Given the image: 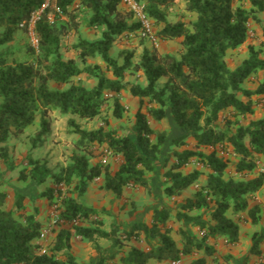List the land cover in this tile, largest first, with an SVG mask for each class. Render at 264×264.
<instances>
[{
  "label": "trees",
  "instance_id": "obj_1",
  "mask_svg": "<svg viewBox=\"0 0 264 264\" xmlns=\"http://www.w3.org/2000/svg\"><path fill=\"white\" fill-rule=\"evenodd\" d=\"M137 1L144 4L159 40L181 41L180 57L160 53L155 47H145L139 61H135L136 52L131 50L114 57L111 52L118 40L140 28L122 0H60L61 18L50 24L48 17L52 13L47 11L35 27L38 46H28L32 60L10 63L0 53V159L6 165L10 163V140L23 136L38 118L40 130L31 140L32 147L37 148L50 136L48 117L52 111L92 121L110 101L109 94H114V116L121 119L125 108L119 95L123 91L129 90L140 100L141 107L147 101V112L140 108L135 115L134 138L104 128L83 130L70 120L69 127L78 135L77 152L65 166L54 170L46 160L29 157L19 180L38 186L51 181L57 189H47L42 195L50 202L56 194L62 196V185L69 189L73 186L71 195L60 202L58 222L62 226L48 250L38 245L43 224L36 214H25L24 196H18L14 210L4 208L8 195L0 174V264H78L72 253L73 237L94 244L96 264H110L119 255L105 254L97 244L100 239H112L116 248L132 241L147 244L146 249L132 247L120 257L121 264L178 262L182 256L201 253L204 257L191 264H207L206 257L216 253L214 247L206 245L209 239L226 238L228 243L237 244L244 214L253 225H259L261 207L254 198L264 187V173L258 171L259 160L264 158V117L247 126L241 125L240 119L255 114L254 96L261 98L259 104L264 108V79L255 90L244 87L251 77L264 72V57L249 47V57L235 69L229 67L226 57L229 51L247 43L251 22L264 13V0ZM43 3L44 0H0V48L13 41L16 33L23 30L21 25L28 24ZM180 3L185 4L187 14L196 16L191 23L169 20L172 9ZM83 27L99 31L100 38L93 41L78 37L71 47L66 46L65 40L79 36ZM65 52H73L74 57L66 59ZM96 58L106 69L87 64L88 59ZM84 74L97 81L93 88L80 82ZM127 74H140L146 85L126 83ZM167 118L180 133L169 144L174 149L173 161L164 175L168 182L164 194L170 199L179 198L200 182V170L183 173L193 162L209 171L200 189L183 200L175 215L169 208L155 209L150 224L134 225L129 232H122L123 239L117 230H103L100 223L86 225L98 211L79 199L96 180L103 179V189L117 199H122L128 188L149 191L146 175L157 169V160L167 143L166 135L151 127V120L162 122ZM189 138L194 141L192 149L187 148ZM96 146H105L112 156L122 159L117 171L103 164L91 165ZM211 148V153L204 152ZM217 148H230L239 157V178L226 177L228 162L219 157ZM202 210H210L212 225L190 216ZM173 219L194 221L203 233L202 240L197 241L179 228V248L173 237ZM252 242L250 254L262 258L264 232L255 233Z\"/></svg>",
  "mask_w": 264,
  "mask_h": 264
},
{
  "label": "rangeland",
  "instance_id": "obj_2",
  "mask_svg": "<svg viewBox=\"0 0 264 264\" xmlns=\"http://www.w3.org/2000/svg\"><path fill=\"white\" fill-rule=\"evenodd\" d=\"M247 7L250 8V6ZM195 18V15L187 14L185 12L184 3H180L178 6L173 8L169 15L170 21L183 20L187 23H191L195 20ZM156 32L157 29L155 27V33ZM78 37L94 41L100 38V32L83 27L79 36H73L65 40L66 46L71 47L77 41ZM28 46L33 47L32 39L28 32L21 30L16 33L10 44L0 48V53L5 54L7 61L10 63L14 61H30L33 59V56L28 52ZM145 47L152 49L155 46L149 41L142 39L137 32L118 40L111 54L114 57H117L121 51L131 50L136 52L135 61H139ZM249 47H253L255 50L260 51L262 53L261 56L264 57V13L259 14L258 19L251 22L249 40L247 43L236 50L228 52L226 61L231 69L237 68L245 59L249 57ZM157 49L160 53H172L177 57H180L182 47L179 41L165 42L159 40V47ZM72 57H74L73 52H65L66 59ZM87 64L93 67L100 65L106 69L105 64L100 58L88 59ZM108 76L112 77L110 73ZM79 79L86 88H93L97 84V81L87 74L82 75ZM142 79L143 78L140 74H127L125 82L130 84L140 83L144 85V81ZM263 79L264 72H259L257 76H253L246 81L244 83V87L248 90H255ZM53 87L57 88L54 85ZM119 96L121 104L125 108V112L121 119H117L114 116V94H109L110 101L104 106L100 116L92 121L83 120L75 116H63L59 111H52L48 117L51 122V134L44 139L42 144H39L37 148H33L31 143L32 138L35 137L37 132L40 130V119L38 118L37 122L31 126L23 136L14 137L10 140L8 145L10 163L6 165L2 162V159H0V174L4 180L3 190L8 195V200L4 208L6 210H14L15 202L18 196H24L25 214H36L37 219L43 224V231H47L46 237L38 241V245L41 246L43 250L49 249L52 241L56 237V232L62 226L59 225L60 221L58 222L60 202L64 196L67 197L71 195L73 186L69 189V187L62 185L59 188L62 192V196L56 194L55 199L50 202L42 195L47 189H57L51 181L38 186L30 181H20L19 174L23 169L28 167L29 157H31V155H38L37 159L46 160L48 166L54 170L66 165L69 157L77 152L75 142L78 139V135L74 134L73 128L69 127L70 120H74L83 130L94 131L99 128H104L107 131H116L119 136L134 138V125L136 122L135 115L140 108L142 112H147V101H145L144 105L141 107L140 100L138 98H134L130 94L129 90L123 91ZM240 97H242V95H240ZM252 99L257 105L255 108V114L246 118H241L240 124L243 126H247L251 121L264 117V108L261 104H259L261 98L254 96ZM227 115H230L229 112ZM151 127L159 133H164L167 137V143L162 147V153L157 160V169L153 173H148L146 175L150 183L149 191L143 188H131V195L126 196V200L128 201L125 202V204H122L121 201H117L115 198L109 200L107 196H103L102 188H99L97 183L95 185V190H93L94 192H88L86 196L80 198L79 200L84 203L86 202V204L92 202H97L99 204L104 203L110 208L108 210L104 207L103 210H100L99 213H97V215L89 222L85 223L86 225H96L100 223L103 225L102 228H107L110 231L117 230L118 236L123 239L122 232H125L132 227L136 212H139L138 216L141 218L139 221L137 220V223H145L147 221L150 214L149 210L151 207H149V205H151V199H153V203L155 202L156 204L159 203L166 205V203H171L174 204V206H180L181 200L175 201L171 199L168 201V199H166L163 195V191L168 183L164 175L169 170L173 161L172 153L174 149L171 148L169 144L179 135L180 132L176 129V126L171 118H167L162 122H155L151 120ZM187 144V148L192 149L194 147L193 139L189 138L187 140ZM179 150L182 151L183 148H180ZM216 150L219 157H222L228 162L226 177L239 178L240 175L236 172V164L239 162V157H237L230 148H217ZM212 151V148L204 150L207 154ZM108 155L112 154L107 151L105 146H96L94 149V156L90 159L91 165L103 164L108 166L110 171H117L122 163V159L119 156L109 157ZM199 166V164L193 162L190 166L183 170V173H189L194 170H200L203 173L200 182L193 186L192 191L197 190V186L200 188L209 173L207 169L204 167L199 168ZM258 166V171L259 169L264 170L263 157L260 158ZM201 217L202 216H200V218ZM207 222L205 223L208 225ZM188 223L185 224L188 225ZM193 223L194 221H190L189 224L192 225ZM171 226L175 229L178 226V223H171ZM174 236L178 241L179 239L181 241L180 235L176 234ZM86 243L91 249H94L93 244L90 242ZM108 245H111V248H114L112 244ZM133 245L134 243L128 244L125 242L121 248H116L115 251L118 253H125ZM139 246L146 247V244L143 242L139 244ZM223 262L224 264H229L230 260L229 258L224 257ZM215 263L221 264V262H218V259Z\"/></svg>",
  "mask_w": 264,
  "mask_h": 264
},
{
  "label": "crops",
  "instance_id": "obj_3",
  "mask_svg": "<svg viewBox=\"0 0 264 264\" xmlns=\"http://www.w3.org/2000/svg\"><path fill=\"white\" fill-rule=\"evenodd\" d=\"M168 42H171V41H168ZM179 42L181 44L180 40H179ZM142 80L144 81L143 82L144 85H146L145 80L144 79H142ZM108 156L112 157V155H108ZM31 157L34 159H37L38 155H31ZM201 167L202 166L200 165L199 168H201ZM262 171H263L262 169H259V172H262ZM97 183H98L99 188H102L103 196H107L109 200H112L113 198H115L117 201H121L122 204H125V202L128 201V200H126V196L131 195V192H130L131 188H128V189H126V191L124 193V197L122 199H117L112 193L103 189V184H104L103 179H98L95 182L91 183L89 186V189H88L89 193L94 192L93 190H95V188H96L95 185ZM192 188L189 189L188 191H186L181 197L173 199L175 201L181 200L180 206H174V204H171V203L168 204L166 202H165L166 205L159 204V203L156 204L155 202L153 203L154 200L151 199L150 200L151 205H149V207H151L149 210L150 214H149V217H148L147 221L145 222V224L151 223L152 213L155 209H158V208H163V207L169 208L173 211V215H175L178 211H180L181 206L183 204V200L186 198L192 197L193 194L196 193L200 189L197 186V190L192 191ZM88 192H87V194H88ZM163 195H164V197H166V199H168V201L171 200L170 198H168L164 194V191H163ZM254 199H255V204H258L261 207V221H260L259 225H253L251 223V221L249 220L247 214H244V220L240 223V227H241V229H240V240L237 244L228 243L226 238L209 239L206 242V245L214 247L216 249V253L214 255L215 257L214 256L206 257L207 264H216L215 262H217V259H218L219 263L221 262V264H224V262H223L224 257L229 258V260H230L229 264H258L260 261L264 262V256L262 258H258L256 256H253L250 254V251L252 248V243H253L252 242L253 235L255 233H258V232L259 233L264 232V187L255 195ZM85 204H86V202H85ZM86 205L93 207L94 209H96L98 211V213L100 210H103L104 207H106L108 210L110 208V207H108V205L106 206L104 203L99 204L97 202L87 203ZM213 209H211V210H213ZM138 214H139V212H136L134 215L135 218L133 219L134 224H132V227L136 224H139L137 222L141 218L138 216ZM190 216L199 217V220H198L199 222H207L208 221L207 222L208 226L213 224V222L211 221L210 210H207V213H206V210L195 211V212L191 213ZM200 216H202V217L200 218ZM174 222L178 223V226L174 229L173 237L177 241L179 248H182V244L180 242V239L178 241L174 236L177 234V230L179 228L183 229L188 235L194 237L197 241L202 240L203 233L201 232L199 227L195 226V224H194L195 222L191 225V224H189L190 221L179 222V221L173 219L172 223H174ZM143 223L144 222H142L140 224H143ZM185 223H188V225H186ZM132 227L130 229H128L127 232H129L132 229ZM189 228H190V230H189ZM102 229L107 231V232H111L107 228L103 227ZM143 242L144 241H142V242H136V241L126 242L128 244L134 243V245L131 246L127 252L119 253L118 257L114 261H112L110 264H121L120 257H122L123 255H126L132 247H138L141 249H146L147 244L145 242L144 243L146 244V247H143V246L140 247L139 246V244H141ZM91 244H93V243H91ZM97 244L103 249L105 254L112 256L113 254L118 253L117 251H115L116 247L114 246V242L112 239L111 240L100 239L97 241ZM108 244H112L114 246V248H111V245H108ZM262 250L264 252V244L262 246ZM72 253L76 257L78 264H96V261L98 259V253L95 250V248L91 249L89 247V245H87L86 241L81 240L79 237H73V239H72ZM200 257H204V255L201 253V254H195L194 256H182L181 260L179 261V264H191L195 259H198ZM149 264H173V262L159 263V262L152 260L149 262Z\"/></svg>",
  "mask_w": 264,
  "mask_h": 264
},
{
  "label": "built area",
  "instance_id": "obj_4",
  "mask_svg": "<svg viewBox=\"0 0 264 264\" xmlns=\"http://www.w3.org/2000/svg\"><path fill=\"white\" fill-rule=\"evenodd\" d=\"M60 0H44L43 6L36 10L28 24H22L21 29L28 32L32 39V45L34 48L38 46V38L36 34V25L42 19L43 15L50 11L52 14L48 17L50 24H54L58 18H61V10L59 8ZM122 4L125 9L134 15V19L139 24L140 28L138 34L142 39H145L152 43L156 48L159 47V39L155 34V26L153 20L147 15L144 4L137 0H122ZM264 173V170L262 171ZM47 235V231H43L41 239H44ZM173 264H179L173 262Z\"/></svg>",
  "mask_w": 264,
  "mask_h": 264
}]
</instances>
